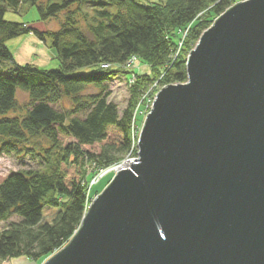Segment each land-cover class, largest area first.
Masks as SVG:
<instances>
[{
  "label": "water",
  "instance_id": "obj_1",
  "mask_svg": "<svg viewBox=\"0 0 264 264\" xmlns=\"http://www.w3.org/2000/svg\"><path fill=\"white\" fill-rule=\"evenodd\" d=\"M187 75L159 90L138 156L43 264H264V0L217 17Z\"/></svg>",
  "mask_w": 264,
  "mask_h": 264
},
{
  "label": "trees",
  "instance_id": "obj_2",
  "mask_svg": "<svg viewBox=\"0 0 264 264\" xmlns=\"http://www.w3.org/2000/svg\"><path fill=\"white\" fill-rule=\"evenodd\" d=\"M26 2L38 7L42 20L65 14L60 28L39 30L6 18ZM237 2L0 0V156L40 163L0 181V264L19 256L47 259L68 243L89 210L93 177L138 155L134 121L144 94L156 81L186 82L187 58L203 32ZM26 33L51 39L57 68L14 61L7 41ZM133 57L149 70L127 66ZM116 76L129 88L122 110L107 83ZM19 89L27 101L20 100ZM112 177L102 180L107 185ZM49 207L55 212L47 213Z\"/></svg>",
  "mask_w": 264,
  "mask_h": 264
},
{
  "label": "rangeland",
  "instance_id": "obj_3",
  "mask_svg": "<svg viewBox=\"0 0 264 264\" xmlns=\"http://www.w3.org/2000/svg\"><path fill=\"white\" fill-rule=\"evenodd\" d=\"M42 1L45 4H48L50 2L61 1V0H42ZM140 1L146 3V2L158 1V0H140ZM237 1H242V0H237ZM39 16H40V12L38 10V7L36 5H31L30 2H26L21 7L20 12H16L12 9L6 12V18L8 20L27 22L28 26L39 30H47V29L56 30L60 28L61 20L65 17V14H60V16L50 18L48 20L39 19ZM215 19L213 23L215 22ZM181 36L182 39L181 41H179L180 46L182 44V40L186 36L184 31L183 34H181ZM7 44L13 51L14 61L16 63L19 64L34 63L36 65L48 69L57 68L60 65V62L56 57L55 50L52 47L51 39L49 37H47V41L45 42L41 40L39 36L36 34L26 33L8 40ZM129 65L137 66V68L140 69L141 71L149 70V66L144 62H140V60H138L136 57L133 59V61L127 64V66ZM80 72L86 73L89 72V69L83 68L80 69ZM107 83L109 84V87L111 88L112 91L110 99L117 102L119 104L120 109L122 110L126 106L129 99V88H128L127 80L123 76H116L111 80L107 81ZM164 86H161L160 82L156 81L152 84V87L149 89L150 94L148 93L144 94L141 105H139L137 108L138 119L134 121V130L137 137H139V133L144 125L147 114L151 111L153 107V102L156 98L157 93ZM18 95L22 102L28 100V94L24 91H21L20 89ZM137 144H138V139H137ZM137 156L138 155L134 154L129 156L127 159L136 158ZM39 166L40 163L30 158L29 156L20 159L14 156L2 155L0 156V181H2L11 171L19 170L24 167L38 168ZM90 171H92V169H90ZM111 176H113V174H111ZM94 178L95 177H93V179ZM105 181L106 179L100 181V183L97 182L96 186L89 185L88 195L91 200H93L98 194H100L103 191V189L106 187ZM45 210L47 213L49 211L51 213H54L56 208L49 207V208H45ZM4 226H5V222L0 221V231L3 229ZM46 260L47 259L44 258H41L39 260H32L26 256H19L5 260L2 262V264H43Z\"/></svg>",
  "mask_w": 264,
  "mask_h": 264
},
{
  "label": "built area",
  "instance_id": "obj_4",
  "mask_svg": "<svg viewBox=\"0 0 264 264\" xmlns=\"http://www.w3.org/2000/svg\"><path fill=\"white\" fill-rule=\"evenodd\" d=\"M187 33V30L185 31V34ZM135 58V57H133ZM133 61V60H132ZM131 62V61H129ZM110 64L109 63H103V67L106 68L108 67ZM135 131V130H134ZM118 165H111V166H108V167H105V168H102L99 173L95 176L94 179H92V182H91V186L93 184H96L97 182H100L105 176L109 175V174H115L117 171H118Z\"/></svg>",
  "mask_w": 264,
  "mask_h": 264
},
{
  "label": "bare ground",
  "instance_id": "obj_5",
  "mask_svg": "<svg viewBox=\"0 0 264 264\" xmlns=\"http://www.w3.org/2000/svg\"><path fill=\"white\" fill-rule=\"evenodd\" d=\"M129 162H130L129 159H127V160L121 162V163L118 165V168H117V169L120 170L121 168L128 166Z\"/></svg>",
  "mask_w": 264,
  "mask_h": 264
},
{
  "label": "crops",
  "instance_id": "obj_6",
  "mask_svg": "<svg viewBox=\"0 0 264 264\" xmlns=\"http://www.w3.org/2000/svg\"><path fill=\"white\" fill-rule=\"evenodd\" d=\"M29 263V262H28Z\"/></svg>",
  "mask_w": 264,
  "mask_h": 264
}]
</instances>
